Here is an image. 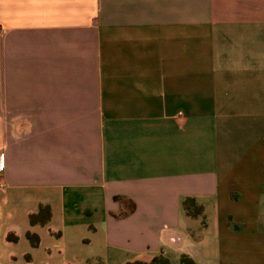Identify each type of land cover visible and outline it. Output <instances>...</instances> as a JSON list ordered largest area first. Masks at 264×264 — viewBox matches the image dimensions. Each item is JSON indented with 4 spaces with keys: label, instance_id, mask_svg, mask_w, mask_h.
<instances>
[{
    "label": "crops",
    "instance_id": "0c3cea01",
    "mask_svg": "<svg viewBox=\"0 0 264 264\" xmlns=\"http://www.w3.org/2000/svg\"><path fill=\"white\" fill-rule=\"evenodd\" d=\"M0 155V264H264V0H0Z\"/></svg>",
    "mask_w": 264,
    "mask_h": 264
},
{
    "label": "trees",
    "instance_id": "16d2710c",
    "mask_svg": "<svg viewBox=\"0 0 264 264\" xmlns=\"http://www.w3.org/2000/svg\"><path fill=\"white\" fill-rule=\"evenodd\" d=\"M184 208L188 211V213L192 216H197L201 213V207L197 205L192 198H187L184 200ZM185 263L189 264L191 261L183 259ZM127 264H169L167 259H165L162 256H158L152 259L149 263H143V262H130Z\"/></svg>",
    "mask_w": 264,
    "mask_h": 264
},
{
    "label": "built area",
    "instance_id": "2783aa9c",
    "mask_svg": "<svg viewBox=\"0 0 264 264\" xmlns=\"http://www.w3.org/2000/svg\"><path fill=\"white\" fill-rule=\"evenodd\" d=\"M4 168V161H3V157H1L0 155V171H2Z\"/></svg>",
    "mask_w": 264,
    "mask_h": 264
}]
</instances>
